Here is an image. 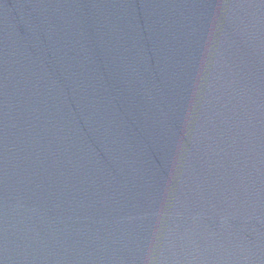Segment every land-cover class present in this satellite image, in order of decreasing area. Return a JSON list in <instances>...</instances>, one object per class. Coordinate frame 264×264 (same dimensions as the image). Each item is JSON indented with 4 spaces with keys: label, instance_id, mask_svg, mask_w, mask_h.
I'll return each mask as SVG.
<instances>
[{
    "label": "water",
    "instance_id": "95a60500",
    "mask_svg": "<svg viewBox=\"0 0 264 264\" xmlns=\"http://www.w3.org/2000/svg\"><path fill=\"white\" fill-rule=\"evenodd\" d=\"M0 264H264V0H0Z\"/></svg>",
    "mask_w": 264,
    "mask_h": 264
}]
</instances>
